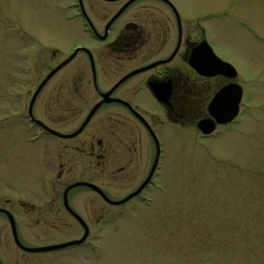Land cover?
<instances>
[{"label":"rangeland","instance_id":"obj_1","mask_svg":"<svg viewBox=\"0 0 264 264\" xmlns=\"http://www.w3.org/2000/svg\"><path fill=\"white\" fill-rule=\"evenodd\" d=\"M188 1L195 14H199L197 10L205 13L212 30L208 38H215V51L237 72L236 82L243 89L240 116L206 141L198 140L191 127L170 123L159 127L165 153L158 177L160 190L151 195L152 205L109 208L94 194L77 192L72 203L93 230L87 247L21 257L12 253L11 238L7 235V241L0 236L2 262L264 264V0ZM71 4L72 0H0V196L15 201L13 214L29 247L65 243L82 234L65 214L60 222L49 215L48 210L55 212L57 208L55 204L47 207L51 198L44 190L46 183L56 194L61 187L87 181L113 199L130 192L134 180L139 179L137 175L132 181L121 182L116 160L110 165L111 176L109 169L94 167L97 161L88 172L86 161L72 152L59 161L64 171L57 177L56 159L46 157L51 169L45 164L43 148L48 140H34L38 129H31L26 120V106L48 72L74 46L89 42L78 24L62 21ZM48 49H56L60 55L53 58ZM85 81L81 78V84L71 68L61 72L38 96L34 118L59 130L50 124L62 114L56 103L57 89H82ZM75 107L77 111L69 114L63 110L65 120L77 112L78 118L70 120L61 132L73 131L89 104L81 101ZM147 112L154 115L152 109ZM94 129L88 127L83 137ZM149 158L150 167L152 155ZM143 167L139 173L145 175L148 169ZM17 201L29 202L32 207H19L22 203ZM93 206L96 218L103 217L99 223H94ZM106 213L109 222L103 224Z\"/></svg>","mask_w":264,"mask_h":264},{"label":"flooded vegetation","instance_id":"obj_2","mask_svg":"<svg viewBox=\"0 0 264 264\" xmlns=\"http://www.w3.org/2000/svg\"><path fill=\"white\" fill-rule=\"evenodd\" d=\"M180 2H183L182 5L177 0H135L134 2L133 0H72L68 14L62 18L65 24H78L80 32L88 37L89 42L86 45L74 46L66 57L48 72L45 78L72 56V59L47 81L34 98L36 88L26 106V120L30 128L38 129L41 134L34 140H48L43 148L45 164L51 169L53 167L50 161H46V157L56 159L58 165L55 174L58 171L57 177H59L62 170L64 171V166L59 161L62 160L64 154L72 152L86 161L88 172L94 169V163L97 161L98 164L94 167L101 168L103 166L104 171L109 169L111 176L110 165L113 163L112 160H116V163L120 165L117 171L121 176V182L130 181L137 175H139V179L137 182L136 179L134 180L135 184L130 192L120 198H113L114 200L102 188L98 187L113 203L122 201L141 188L136 196L121 205L107 203L97 193L86 188L69 191L66 195L68 209L83 222L86 237L80 246L67 250L83 249L89 245V241L92 239L90 235L93 230L89 229L86 217L83 218L78 214L72 203L73 195H76L77 192L92 193L109 208L121 209L127 205L134 207L136 203L149 207L154 203L151 195L160 190L159 175L157 176V174L160 168L159 162L165 153L164 137L159 135V127H165L166 123L179 128L191 127L195 130V137L203 141L216 137L217 130L222 128L216 125L214 133L204 137L199 132L197 123L203 120H212L208 113L210 102L224 87L238 84L237 78L229 80L221 74L199 75L192 68V62L204 63L209 59L208 49L204 47L205 45L217 58L221 59V57L215 51V38H208V34L212 30L211 25L205 21V13L197 10L199 14H195V10L189 8L188 0ZM99 3L105 6L117 5V7H101ZM48 50L53 58L60 55L56 49ZM151 65L155 66L146 69ZM68 68L72 69L81 84V78L86 81L83 82L82 89H57L59 97L56 103L61 106L59 109L62 114L61 118H53L54 120L50 121L52 127L59 129L56 131L35 119L33 109L38 96L46 85ZM103 84H108V86L102 87ZM81 101L89 104L87 113L73 131L61 132L60 129L69 124L70 120L76 121L78 118L77 112L75 115L72 114L74 116L71 119L65 120L62 118L63 110L68 112L67 114L74 112L73 110L77 111L75 106L77 102ZM99 103L102 104L80 134L71 139L62 138L76 132L89 112ZM150 109L153 110L154 115L147 112ZM33 121L39 122L41 125ZM88 127H95V129L90 135L83 137ZM45 129L55 131L60 137L50 134ZM150 130L155 137L151 135ZM141 133H145L147 136L143 137ZM67 142H72L74 145H65ZM144 155L147 157V168L144 163ZM151 155L152 160L149 167ZM143 165L144 170L148 169L145 175L141 174L143 171L139 173V167ZM76 183L90 184L87 181ZM48 184L44 189L48 197L51 198L47 201V207L56 205L57 209L55 212H50V210L47 212L50 213V216L55 217L57 222L62 219V214L69 217L82 232L79 239L71 241L80 240L84 235V228L65 209L63 198L66 189L73 184L59 188L56 194L54 188ZM6 196H0V210L11 216L19 243L26 248H39L29 247L23 241L13 214L12 208L15 201ZM17 202L22 203L19 207H32L29 202L26 204L23 201ZM83 204L86 205V202ZM93 208L94 206L90 210L94 215V223H99L103 217L96 218ZM110 214L109 211L108 215L110 216ZM106 216L107 213L104 220L101 221L103 224L109 222ZM7 235L11 238L13 245L14 252L12 251V253H18L21 257L48 256L70 252L67 250L49 253L25 252L16 245L7 216L0 213V236H5L7 240ZM56 245L59 244L49 246ZM0 255H2L1 251ZM0 264L6 263L2 262L0 258ZM27 264H31V262Z\"/></svg>","mask_w":264,"mask_h":264},{"label":"water","instance_id":"obj_3","mask_svg":"<svg viewBox=\"0 0 264 264\" xmlns=\"http://www.w3.org/2000/svg\"><path fill=\"white\" fill-rule=\"evenodd\" d=\"M135 0H133L134 2ZM207 47V46H204ZM209 49V48H208ZM208 56L209 59L202 63V62H192L191 66L194 68V70L200 74V75H207V76H214L216 74H221L223 75L225 78L227 79H234L236 76V72L235 70L227 63H224L218 59H216L213 54H211L210 49L208 52ZM72 59V56L67 59L65 62H63L62 64H60L57 68H55L43 81L42 83L39 85L37 91L35 92L34 98L37 96V94L39 93V91L44 87V85L47 83V81L59 70L61 69L64 65H66L70 60ZM155 65H151L149 67H147L146 69L152 68ZM144 69V70H146ZM241 96H242V91L241 88L238 85H229L226 86L225 88H223L218 94H216V96L213 98L210 106H209V113L210 115L214 118V122L207 120V121H201L198 123V128L199 130L205 134V135H209L213 130H214V125L215 124H219V125H226L231 123L238 115V106L241 100ZM105 97H107V95H105ZM102 104V103H101ZM100 103L98 105H96L87 115L85 121L82 123V125L80 126V128L74 132L71 135H67V136H63L62 138L65 139H71L74 138L75 136H77L78 134H80L82 132V130L84 129V127L86 126V124L89 122V120L92 118V116L95 114V112L97 111L98 107L101 105ZM34 123L41 125L39 122L33 121ZM47 131H49L50 134H53L55 136H59V134H57L54 131L45 129ZM152 136H154L152 134V132H150ZM77 188H86L90 191H93L95 193H97L104 201H106L107 203H110L112 205H121L123 203H125L126 201L130 200L131 198H133L134 196H136L141 188L136 191L135 193L129 195L128 197H126L125 199H123L122 201L119 202H111L109 201L105 195L101 192V190L99 188H97L94 185L91 184H87V183H76L73 184L71 186H69L65 193H64V205H65V209L72 215L73 218H75L80 225L84 228V235L83 237L79 240V241H73V242H69V243H65L62 245H57V246H49V247H42V248H26L23 247L15 234V228H14V224H13V220L11 218V216L0 210L1 214H4L7 216L11 227H12V232L13 235L15 237V243L16 245L23 249L25 252L28 253H49V252H54V251H59V250H63L66 248H70V247H74V246H79L83 243L85 237H86V229L85 226L83 224V222L72 212H70V210L68 209L67 206V202H66V195L69 191L77 189Z\"/></svg>","mask_w":264,"mask_h":264}]
</instances>
